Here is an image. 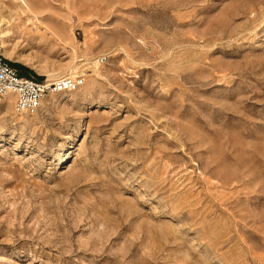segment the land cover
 <instances>
[{
    "label": "rangeland",
    "instance_id": "1",
    "mask_svg": "<svg viewBox=\"0 0 264 264\" xmlns=\"http://www.w3.org/2000/svg\"><path fill=\"white\" fill-rule=\"evenodd\" d=\"M26 3L0 54L84 85L0 97V264H264V0Z\"/></svg>",
    "mask_w": 264,
    "mask_h": 264
},
{
    "label": "built area",
    "instance_id": "2",
    "mask_svg": "<svg viewBox=\"0 0 264 264\" xmlns=\"http://www.w3.org/2000/svg\"><path fill=\"white\" fill-rule=\"evenodd\" d=\"M83 85L81 76H65L51 81L22 77L0 54V97L12 96L17 115H34L49 95L73 92Z\"/></svg>",
    "mask_w": 264,
    "mask_h": 264
},
{
    "label": "bare ground",
    "instance_id": "3",
    "mask_svg": "<svg viewBox=\"0 0 264 264\" xmlns=\"http://www.w3.org/2000/svg\"><path fill=\"white\" fill-rule=\"evenodd\" d=\"M18 1V4H17V6L20 8V9H24V10H26V11H30L31 9L28 7V5H27V3H26V0H17ZM18 8V9H19ZM15 9H17V8H15ZM23 11V10H22ZM31 12V11H30ZM0 22L2 23V21H1V19H0ZM8 24V23H7ZM4 36H0V38H3ZM70 76L72 75V74H69ZM61 77H64V76H59V77H52V78H50V79H48V81H51V80H55V79H58V78H61ZM61 94V93H60ZM63 94V93H62Z\"/></svg>",
    "mask_w": 264,
    "mask_h": 264
},
{
    "label": "trees",
    "instance_id": "4",
    "mask_svg": "<svg viewBox=\"0 0 264 264\" xmlns=\"http://www.w3.org/2000/svg\"><path fill=\"white\" fill-rule=\"evenodd\" d=\"M14 68V64H10ZM23 77V76H22Z\"/></svg>",
    "mask_w": 264,
    "mask_h": 264
}]
</instances>
